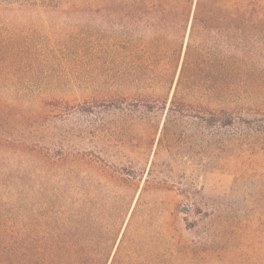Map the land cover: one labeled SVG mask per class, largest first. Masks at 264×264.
Masks as SVG:
<instances>
[{
  "label": "rangeland",
  "instance_id": "rangeland-1",
  "mask_svg": "<svg viewBox=\"0 0 264 264\" xmlns=\"http://www.w3.org/2000/svg\"><path fill=\"white\" fill-rule=\"evenodd\" d=\"M120 25L116 0H0L8 264L64 247L56 219L73 206L95 228L116 225V264H264V112L237 106L247 122L211 125L195 114L215 108L209 96L168 111L174 87L122 59ZM261 43L260 85L233 107L264 108Z\"/></svg>",
  "mask_w": 264,
  "mask_h": 264
},
{
  "label": "trees",
  "instance_id": "trees-1",
  "mask_svg": "<svg viewBox=\"0 0 264 264\" xmlns=\"http://www.w3.org/2000/svg\"><path fill=\"white\" fill-rule=\"evenodd\" d=\"M116 17L121 23L122 59L130 61L145 80L153 77L174 87L173 95L164 99V103L170 100L168 111L179 107V113L186 115L188 106L204 105L209 96L215 108L195 114L200 118L207 114L211 125L230 126L237 119L247 122L235 115L237 111L264 112L261 107L230 103L260 85L256 60L264 36V0H116ZM207 41L209 62L204 55ZM59 214L56 223L65 230L59 238L66 245L54 246L45 258L30 255L25 264H116V250L112 255L109 247L116 238V225L95 228L93 220L75 206ZM95 238L104 242L103 249L85 244ZM6 246L0 245V264L11 261Z\"/></svg>",
  "mask_w": 264,
  "mask_h": 264
},
{
  "label": "water",
  "instance_id": "water-1",
  "mask_svg": "<svg viewBox=\"0 0 264 264\" xmlns=\"http://www.w3.org/2000/svg\"><path fill=\"white\" fill-rule=\"evenodd\" d=\"M186 45V44H185Z\"/></svg>",
  "mask_w": 264,
  "mask_h": 264
}]
</instances>
